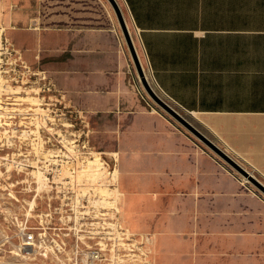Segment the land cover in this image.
<instances>
[{"label":"crops","instance_id":"obj_1","mask_svg":"<svg viewBox=\"0 0 264 264\" xmlns=\"http://www.w3.org/2000/svg\"><path fill=\"white\" fill-rule=\"evenodd\" d=\"M23 1H45L38 14L47 27H16L8 35L28 58L37 45L47 48L52 62L61 66L53 70L55 76L76 102L68 98L85 115H112L120 126L113 152L118 175L113 171L128 231L145 234L147 212L159 203L151 190L172 188L171 210L206 212L208 224L223 228L221 241L237 259L230 264H264L261 203L240 196L235 180L216 176L212 165L204 170L199 160L190 163L182 148L178 151L161 133V124L144 112L136 92H142L139 77L136 90L127 84L115 30L83 0ZM123 1L156 88L179 110L197 117L210 138L264 183V0ZM215 211L220 216L211 218ZM166 226L159 242L169 244L171 232L186 225L169 219ZM152 234L157 252V233Z\"/></svg>","mask_w":264,"mask_h":264},{"label":"rangeland","instance_id":"obj_2","mask_svg":"<svg viewBox=\"0 0 264 264\" xmlns=\"http://www.w3.org/2000/svg\"><path fill=\"white\" fill-rule=\"evenodd\" d=\"M83 1L89 9L96 13V16L100 18L99 20H101L102 23L115 30L125 79L127 84L135 88L134 80L135 77L137 79L138 74L112 4L109 0ZM118 1L131 32L134 44L140 55L143 68L147 73L150 83L154 89L157 90L152 82L150 70L146 64L137 32L130 21L126 5L123 0ZM44 2L36 3L23 0H0V31H3L0 37L4 36L8 40L7 42L9 44L11 43V46L17 49V52L9 50L10 53L3 55V60L6 61V64L3 65L2 69L8 70L5 73L6 76H14V67L12 68L14 65L11 66L10 63L13 61L14 57L19 56L22 61V66L25 64L28 65V68L26 67L22 70H29V73L25 72L27 76L23 77V82H19L18 85H13L9 87L10 89H6V101L11 102L9 105L12 106L13 110L18 107L19 111L13 113L11 118L12 121L9 125H0V236L4 223L2 212L10 209H18L21 203H26L27 200H31L35 194L39 207L43 208L47 206L46 198H50L52 206L57 207L60 205V197H62V194L56 196L55 193H46L42 191L40 187L36 191H25L24 187L28 181L33 180V182L37 183L41 181V177H37L36 173L32 172L33 169L35 170L36 168L35 163L27 162L30 166L25 165L22 170L18 169V166H15V164H10L13 155H16L15 157H21L20 154L26 155L30 153L31 141L41 142L45 150L49 148L65 149V147L62 146L64 140L67 142L68 140L74 141V143L78 144L77 149H80L77 153L85 160V168L83 169L85 173L84 176H86L85 178L89 179L90 182L94 184L99 180L104 184L102 187L98 186L100 187L98 189L95 188L99 190L102 201L108 200L109 195L112 194L117 195L118 205L120 201V190L119 188L117 189V185L115 188L112 185L114 183L113 181H116L114 169L112 170L114 162L117 175V168L119 167L117 161L118 155L115 157L113 154V152L118 149L116 141L120 128V126H117L116 118L112 115H85L83 110L81 112L82 116H79L66 112L59 103L56 105L51 104L50 106L44 104V100L48 101L49 92L43 91L41 82L34 77L35 75H31L33 72L39 73L42 70L54 84L53 88L65 93L67 98L69 95V97L76 102L69 94L70 91L63 85L61 78L56 77L53 72L55 69H61V66L52 62L51 57L47 53V48L44 46L39 47L37 45L36 49L33 51L32 57L28 58L23 49L8 35L7 30H15L17 28H20V31H27L29 27L32 26H39L41 29H46L47 24L45 17L41 15V11L40 14H38V9L44 5ZM32 10H37L36 17H34L36 14H32ZM22 11L23 14H21ZM12 25H14V27H12ZM18 67L19 66H17V69ZM22 76L23 74L21 77ZM29 76L31 77L29 78ZM27 78L28 81L26 82L25 80ZM135 83L137 82L135 81ZM139 84L142 92H138L136 88L135 90L142 102L144 112L153 116L152 121L161 124V126H157L160 128L161 133L169 137V140L174 143L178 151L182 148L183 154L188 158L190 163L198 164L199 160L200 168L205 170L208 167L210 169L212 165L216 176H227L234 179L238 187L237 193L240 194V196H243L244 199L249 197L253 199L256 198L261 203V211H259V214L260 217L264 219V194L251 182L247 181L248 183H243L239 181L235 175H239V173L186 127L162 109L148 95L143 85L141 86L140 82ZM44 95L45 99L43 98ZM72 100L69 99V102L75 105ZM75 106L79 108L77 105ZM179 111L186 115L202 131H206L197 117L186 114L181 110ZM1 114L0 111V119ZM45 114L49 117L47 118ZM30 116H36V118L33 119L34 122H31L32 119ZM18 150H21L22 153ZM172 153L177 152L174 151ZM120 155L121 159L122 154ZM114 158H116V160ZM190 163L188 166H191ZM109 167L111 169H109ZM231 170H234L233 172L235 174L232 173ZM36 184L33 183L34 186H37ZM247 184H249V187ZM156 185L157 181L155 186ZM9 189H13L11 194L18 197L20 201L15 200L9 194ZM151 191V196L154 198L156 197L159 203L156 207L147 212V222L149 225L144 233L146 236L150 237L153 236L152 233H157L155 235L158 237L160 250L157 252L148 251L145 249L146 243L140 240L138 238L139 236L135 237L134 243L138 252H134L140 254L139 257L136 258L137 261L135 264H230L231 262H236L237 259L231 257L232 252L228 248H225L221 241L222 235H224L222 232L223 228L208 224L206 212H199L197 215L196 213L194 214L187 211L181 212L171 210L170 208L173 206L175 195L172 188H153ZM182 194L185 196L187 192L184 191ZM82 196L86 204L82 209L85 214H89L91 210L101 206V204L94 203L90 200V197L93 199V197L97 196L96 191H91L89 193L85 192ZM217 196L219 195H214V198H218ZM97 200L98 199L95 201ZM35 201L34 198L30 203L33 204ZM220 214L221 212L215 211L212 212L210 216L211 218H217ZM119 216L121 220L120 212ZM169 219L181 220L186 226L185 230H175L171 232L173 235L170 234L169 238H171L173 242L167 244L162 241L159 242V238L161 235H166V225ZM142 246L145 249L144 251L148 253V256L141 255L143 252V250H141ZM174 246L179 248L175 250L168 249ZM14 252L8 250V248L3 249V247L0 246V264H63L52 258L24 257L17 255V251ZM236 255L238 254H235V256ZM134 261L135 260L132 262Z\"/></svg>","mask_w":264,"mask_h":264},{"label":"built area","instance_id":"obj_3","mask_svg":"<svg viewBox=\"0 0 264 264\" xmlns=\"http://www.w3.org/2000/svg\"><path fill=\"white\" fill-rule=\"evenodd\" d=\"M2 32L1 30V35ZM7 41L4 36L0 37V111L2 113L0 125L3 126L9 125L13 113L19 111L18 107L13 110L9 105L11 102L6 101V89L23 82V77L27 76L25 72L29 73V70H22L28 68V65L22 66L21 58L17 56L10 63L11 66L14 65L12 68H15H13L15 75L6 76L5 73L8 70L2 69L6 64L3 55L10 53L9 50L17 52V49ZM17 66H19L18 69ZM31 75H35L34 77L41 82L43 91L49 92L48 101L44 100V104L50 106L59 103L66 112L82 116V109L71 104L65 93L53 88L54 84L43 70L39 73L33 72ZM25 81L27 82L28 78ZM157 90L160 96L179 110L170 98L158 88ZM43 98L45 99V95ZM45 115L47 118L49 117L47 114ZM30 117L31 122H34L33 119L36 116ZM63 142L62 146L65 149L49 148L45 150L41 142L31 141L29 154H20L22 152L18 150L21 157L12 156L10 164H15L21 170L25 165L30 166L27 162L35 163L36 168L32 172L36 173L37 177H41L39 183L33 182V180L28 181L24 187L25 191H36L40 187L46 193H55L56 196L62 194V197H60V205L57 207L52 206L50 198H46L47 206L42 208L39 207L35 194L32 197L36 200L33 204L30 203L31 199L25 201L26 203H21L18 209L3 211L4 223L0 246L3 249L8 248L12 252L17 251V255L52 258L63 264H135L136 258L140 254L135 253L138 250L134 238L141 236L138 233L127 232L121 225L117 195H109L108 200L102 201L99 190L96 189L104 184L100 180L94 184L85 178L83 171L85 160L77 153L80 151L77 149L78 144L70 140ZM114 159L116 160V158ZM114 166L115 162L112 170L116 169ZM109 169L111 168L109 167ZM113 182L112 185L115 188L116 181ZM33 183H37V186H34ZM9 190V194L15 200L20 201L18 197L11 194L13 189ZM91 191H96L97 196L93 199L90 197V200L101 204V206L91 210V213L85 214L82 209L86 204L82 195ZM96 199L98 200L95 201ZM139 239L143 240V238ZM143 241L145 242V240ZM141 250H143L141 255L148 256L143 246ZM133 260L135 261L132 262Z\"/></svg>","mask_w":264,"mask_h":264},{"label":"water","instance_id":"obj_4","mask_svg":"<svg viewBox=\"0 0 264 264\" xmlns=\"http://www.w3.org/2000/svg\"><path fill=\"white\" fill-rule=\"evenodd\" d=\"M112 4L120 29L126 41L133 63L135 65L137 74L140 81L145 88L148 95L168 114L176 119L180 124L186 127L191 133L198 137L206 146L222 158L228 165H230L239 175L246 177L258 190L264 194V183L256 178L251 172L243 167L233 156H231L224 148L218 145L212 138H210L204 131L197 127L186 115L181 113L177 108L167 102L160 94L154 89L148 77L145 74L144 68L136 51L131 32L126 23L124 14L116 0H109ZM232 170V171H234Z\"/></svg>","mask_w":264,"mask_h":264},{"label":"bare ground","instance_id":"obj_5","mask_svg":"<svg viewBox=\"0 0 264 264\" xmlns=\"http://www.w3.org/2000/svg\"><path fill=\"white\" fill-rule=\"evenodd\" d=\"M117 2H118V4H119V6H120V3H119V1L118 0H116ZM126 20V19H125ZM127 23V22H126ZM128 25V24H127ZM134 42V41H133ZM135 45V44H134ZM136 47V46H135ZM136 51H137V53H138V50H137V48H136ZM138 56H139V58H140V55H139V53H138ZM140 61H141V58H140ZM141 63H142V61H141ZM143 66V65H142ZM144 71H145V69H144ZM145 74H146V72H145ZM138 76V75H137ZM147 76V75H146ZM139 77V76H138ZM139 80H140V78H139ZM140 83H141V81H140ZM141 85H142V83H141ZM246 178V177H245ZM245 178H243V179H245ZM245 181H248L247 179H245ZM119 207V206H118ZM118 212H120L119 211V208H118ZM120 222H121V225L122 226H124V228H125V230L127 231V232H129L128 231V229L125 227V225L123 224V222H122V218H121V220H120ZM140 236L141 237H139V238H143V240H145V249H147L148 251H150V252H154V247H153V240H152V238L150 237V236H146L145 234H140Z\"/></svg>","mask_w":264,"mask_h":264}]
</instances>
